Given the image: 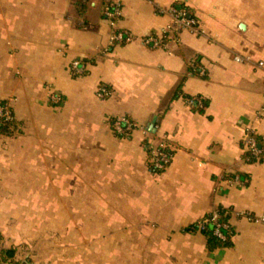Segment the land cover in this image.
I'll list each match as a JSON object with an SVG mask.
<instances>
[{
    "label": "crops",
    "instance_id": "crops-1",
    "mask_svg": "<svg viewBox=\"0 0 264 264\" xmlns=\"http://www.w3.org/2000/svg\"><path fill=\"white\" fill-rule=\"evenodd\" d=\"M106 2L0 0V101L17 122L0 134L1 246L20 264H264V224L243 217L264 214V0H121L133 39L113 44ZM177 3L198 32L146 43ZM118 116L137 127L117 134ZM219 208L231 244L210 249L191 226Z\"/></svg>",
    "mask_w": 264,
    "mask_h": 264
},
{
    "label": "built area",
    "instance_id": "built-area-1",
    "mask_svg": "<svg viewBox=\"0 0 264 264\" xmlns=\"http://www.w3.org/2000/svg\"><path fill=\"white\" fill-rule=\"evenodd\" d=\"M121 6V0H107L104 9V15L110 22L112 28L115 29L111 36L112 44L116 42H129L133 39L131 34H129L128 32L118 28L116 29L118 21L117 19L121 15ZM158 9L159 12L168 14L171 17V22L168 27L163 30L162 37L149 36L145 40L146 43H149L150 45L155 47L161 45L162 41L164 40V37H168L169 35H178L182 30L198 32L195 20L189 16L188 12L185 9L176 8L175 6ZM235 59L239 61L242 60L240 56H236ZM70 67L74 75H82L86 72L85 64L82 63V61L80 60L73 61ZM99 93L101 96L104 97L108 94V91L106 90V88L101 87ZM190 103H193V101H190ZM10 119H13V113L9 105L0 104V122H4ZM112 125L117 134L121 136L128 135L129 132H131L137 127L133 120H131L127 116H118L114 118ZM245 144L249 158H258L260 156L261 149L252 131L249 132L247 138L245 139ZM151 153L152 165L157 170L164 169L172 159V153L166 150V146L164 143H160L156 148L151 151ZM243 217L252 223L264 224V214L255 215L251 213H245L243 214ZM218 218V212L214 211L212 214L205 217L203 220L197 222L196 224H193L191 226V229L203 231L207 228L208 224H215L213 234L221 239H224L225 235L223 233V229H229L230 224L227 222H217Z\"/></svg>",
    "mask_w": 264,
    "mask_h": 264
},
{
    "label": "trees",
    "instance_id": "trees-1",
    "mask_svg": "<svg viewBox=\"0 0 264 264\" xmlns=\"http://www.w3.org/2000/svg\"><path fill=\"white\" fill-rule=\"evenodd\" d=\"M174 6L176 8H182V6L179 3H177ZM86 62H89V61L88 60L82 61V63H86ZM0 104L9 105V103L6 101H0ZM9 107L13 113L12 106L9 105ZM16 132H17V122L15 121L14 114H13V119L0 122V134L12 135ZM217 212L219 214V218L217 222L229 223L228 221H229L230 214L228 210L224 208H219ZM214 228H215V224H208L207 228L202 231L203 234H205L207 238L209 248L213 249L217 247L229 246L231 244L230 240H231V236L233 232L232 227L230 226L229 229L227 230L223 229V233L225 235L224 239H221L213 234ZM0 264H20L18 261H15L11 255H9V253L7 252L5 248L1 246V238H0Z\"/></svg>",
    "mask_w": 264,
    "mask_h": 264
},
{
    "label": "rangeland",
    "instance_id": "rangeland-1",
    "mask_svg": "<svg viewBox=\"0 0 264 264\" xmlns=\"http://www.w3.org/2000/svg\"><path fill=\"white\" fill-rule=\"evenodd\" d=\"M9 105H10V103H9ZM104 250H106L105 256L103 255V253H104L103 251ZM109 250H110V248H108V251H107V248H100L99 249L100 258H102L103 260L109 258V256H110V253H108V252H110Z\"/></svg>",
    "mask_w": 264,
    "mask_h": 264
}]
</instances>
